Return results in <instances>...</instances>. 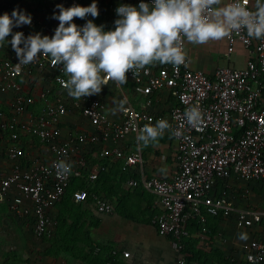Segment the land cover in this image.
I'll use <instances>...</instances> for the list:
<instances>
[{"label": "built area", "instance_id": "obj_1", "mask_svg": "<svg viewBox=\"0 0 264 264\" xmlns=\"http://www.w3.org/2000/svg\"><path fill=\"white\" fill-rule=\"evenodd\" d=\"M20 2L32 23L13 28V32L51 37L59 23L52 18L54 12L59 13L57 4L86 7L92 0ZM96 3L99 15L93 22L108 31L114 29L118 6H137L140 0ZM253 4L249 0L248 6ZM13 9L7 13L11 15ZM73 22L82 26L86 21L74 18ZM6 39L10 41L11 36ZM224 40L226 56L235 43L242 46L246 53L242 67L216 68L210 73L204 68L192 71L186 61L178 69L157 64L146 66L136 77L129 72L123 88L111 80L102 88L114 92L113 109L121 99L127 100L125 110L115 114L101 92L81 101L69 97L60 83L67 79L62 66L53 67L49 58L41 56L17 70L16 54L7 44L0 61V94L9 97L10 105L0 108V137H7L0 146V162H7L9 169L0 171V205L12 217L28 220L37 239L55 229V207L66 192L76 208L90 202L100 214L111 212L110 201L88 196L86 187L112 164L122 174L139 172L143 164L139 148L125 151L123 144L127 139L136 142L138 127L165 118L177 133L168 130L163 135L174 146L173 175L146 178L139 172L126 186L142 187L154 196L160 211L152 224L158 236L169 240L174 264H223L188 261L187 244L197 251L190 228L197 227L196 239L206 246L208 219L232 220L237 227L250 230L264 216L249 207L237 208L234 195L241 192L239 197L245 198L252 185L264 184V39L248 38L241 32ZM194 106L202 112L198 127L190 126L184 115ZM22 138L36 145L34 156H26ZM62 160L73 165L70 173H59L57 164ZM78 181L84 186L71 191L72 183ZM120 256L127 258L129 252ZM241 258L243 264H264V243L249 241ZM224 260V264H236L232 258Z\"/></svg>", "mask_w": 264, "mask_h": 264}, {"label": "clouds", "instance_id": "obj_2", "mask_svg": "<svg viewBox=\"0 0 264 264\" xmlns=\"http://www.w3.org/2000/svg\"><path fill=\"white\" fill-rule=\"evenodd\" d=\"M140 0L137 6L121 4L116 8L114 29L105 31L104 25L93 20L99 15L96 0L88 6L73 4L65 8L57 4L53 13L58 26L54 34L39 32L25 37L13 28L31 25L32 17L23 10L13 9L0 15V48L11 44L18 63L17 70L35 63L41 56L49 58L53 67L61 69L67 79L60 83L67 95L75 100L99 95L102 88L113 81L123 88L127 73L134 77L147 67L172 65L179 68L188 59L185 44L204 45L219 41L233 33L245 32L248 38L264 39V0ZM91 16L92 19H87ZM74 18L86 22L80 26ZM11 36V40L6 38ZM126 99L116 103V111H124ZM190 126L198 127L202 112L198 106L184 113ZM172 125L165 118L155 124L137 128V147L155 144ZM172 130V135H176ZM72 164L60 161V174L70 173Z\"/></svg>", "mask_w": 264, "mask_h": 264}, {"label": "crops", "instance_id": "obj_3", "mask_svg": "<svg viewBox=\"0 0 264 264\" xmlns=\"http://www.w3.org/2000/svg\"><path fill=\"white\" fill-rule=\"evenodd\" d=\"M13 7L18 10L23 9L19 0H0V15ZM235 45L240 46L238 43ZM185 50L188 57L187 65L192 71L204 68L212 73L216 68H240L246 59L244 49L235 46L232 53L226 56L224 39L209 41L204 45L190 43L186 45ZM6 51V45L0 48V61ZM101 93L106 106L112 111L116 97L114 92L108 88L102 90ZM9 105V97L6 94H0V108L5 109ZM160 108L164 107L160 106ZM6 139V135L0 137V146L5 144ZM21 145L26 156L31 157L36 154L37 147L34 143L22 138ZM136 147L137 143L131 139H127L123 144L125 151H131ZM139 151L143 160L139 172L144 177L170 178L173 175L175 170L174 146L165 136L159 138L155 144L143 147ZM7 169H9V164L0 162V171ZM139 172L122 174L112 164L108 171L100 176L101 181L92 183L95 184L97 192L90 193L89 196L106 197L110 201L111 212L100 214L95 211L90 202L79 207L78 212L83 218L97 220L96 229L91 233L94 251L88 253L85 258L87 262L83 264H106L108 261L114 264H174L175 255L170 248L169 240L158 236L152 224V220L160 211L154 196L142 187L128 189L126 186L127 180L135 178ZM106 188L112 191L106 192ZM249 189L245 198L239 197L241 192H234L235 206L237 208L249 207L264 214V184L257 183ZM123 208H127L129 213L123 212ZM206 223L209 238L206 246L196 239L198 230L195 225L190 228V240L197 247V251L209 252L211 259L232 258L236 264H243L241 256L245 245L251 240L264 243V216L260 223L250 230L237 227L232 220L222 222L217 219H208ZM123 251L129 252V257L122 258L120 253ZM201 259L195 258L194 261L201 262ZM68 264H74V262L71 261Z\"/></svg>", "mask_w": 264, "mask_h": 264}, {"label": "rangeland", "instance_id": "obj_4", "mask_svg": "<svg viewBox=\"0 0 264 264\" xmlns=\"http://www.w3.org/2000/svg\"><path fill=\"white\" fill-rule=\"evenodd\" d=\"M234 46L242 49L241 45ZM105 191L112 190L106 188ZM67 200L59 206L55 229L40 239L32 235L28 220L12 217L0 205V264H18L22 261L33 264L87 262L85 258L88 253L94 251L91 233L96 229L97 220L83 218L79 210L70 204V199Z\"/></svg>", "mask_w": 264, "mask_h": 264}, {"label": "trees", "instance_id": "obj_5", "mask_svg": "<svg viewBox=\"0 0 264 264\" xmlns=\"http://www.w3.org/2000/svg\"><path fill=\"white\" fill-rule=\"evenodd\" d=\"M100 176L97 179V181H95V183L102 180V177H100ZM83 186H84V184H82L81 181H78L76 183L73 182L72 185H71L70 190L72 191V190L81 188ZM86 192H87L88 196H89L90 193H93L94 194L95 192H97V189H96L95 184H92L91 186L89 184L86 187ZM68 194H69V192H66V194H64V196L62 197L61 201L55 207V209H56V223H57V220L59 218V210H58L59 209V206L62 203H64L65 201L66 202L68 201L67 200V198H69V195ZM104 198H106V197H104ZM70 204H72V203L70 202ZM77 209L79 210V208H77ZM124 211H125L126 214L129 213V210L127 208H125ZM185 251H187L190 254V257L188 258V261L195 260V258H202L201 259V262H203V263L204 262H209V261L220 262V263H223V264L226 263V261L224 259H222V258H219V259H211V255H210L209 252H205V251L204 252H202V251H200V252L199 251H194L193 249H191V247L189 246V244H187V247L185 248Z\"/></svg>", "mask_w": 264, "mask_h": 264}]
</instances>
